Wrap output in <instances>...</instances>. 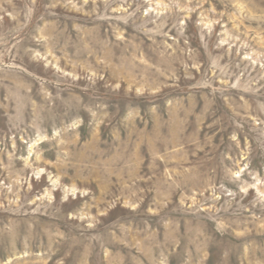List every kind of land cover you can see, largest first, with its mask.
<instances>
[{"label":"rangeland","instance_id":"obj_1","mask_svg":"<svg viewBox=\"0 0 264 264\" xmlns=\"http://www.w3.org/2000/svg\"><path fill=\"white\" fill-rule=\"evenodd\" d=\"M0 264H264V0H0Z\"/></svg>","mask_w":264,"mask_h":264}]
</instances>
